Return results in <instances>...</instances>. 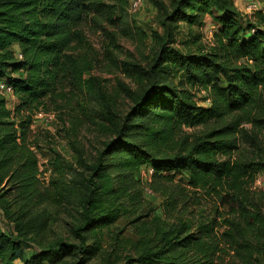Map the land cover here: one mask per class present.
<instances>
[{
  "label": "trees",
  "instance_id": "obj_1",
  "mask_svg": "<svg viewBox=\"0 0 264 264\" xmlns=\"http://www.w3.org/2000/svg\"><path fill=\"white\" fill-rule=\"evenodd\" d=\"M122 1L0 0V82L17 101L9 110L0 96V187L15 193L23 210L20 231L41 232L45 209L79 189L74 249L85 264L103 252V228L121 217L130 225L149 217L142 214L141 173L149 169L148 185L165 199L170 225L120 264H264V190L253 189L264 170V16L243 15L233 0H151L162 30L152 34L153 54L145 62L118 61L117 34L109 28L124 24ZM213 11L219 28L209 47L195 37V52L175 46L180 22ZM85 24L108 40L107 71L133 87L116 79L107 89L93 74L100 60L85 49ZM177 73L179 84L169 79ZM187 86L203 91L208 104L196 102ZM41 111L60 114L68 136L85 126L103 140L92 163L81 150L74 163L50 160L54 174L63 175L56 193L40 190L31 126ZM199 193L219 204L210 218L194 220L189 203ZM34 209L44 211L30 214ZM72 250L56 243L26 258L14 238L0 233V264H54Z\"/></svg>",
  "mask_w": 264,
  "mask_h": 264
},
{
  "label": "rangeland",
  "instance_id": "obj_2",
  "mask_svg": "<svg viewBox=\"0 0 264 264\" xmlns=\"http://www.w3.org/2000/svg\"><path fill=\"white\" fill-rule=\"evenodd\" d=\"M130 1L123 2V7L126 11L124 16V24H120L117 28H109L117 34V42L120 49L116 51V58L118 61L131 59L137 62H145L150 59L153 54L154 38L153 32L162 33L159 25L155 22L157 15L156 9L151 0H142V4L137 11L130 10ZM256 5V11L249 15L254 18L257 14L264 16V0H248ZM234 5L239 11H243L245 6L244 0H233ZM243 14V13H242ZM244 15V14H243ZM220 13L213 11L212 15H200L199 18L191 24L187 22H180L179 29L175 34V46L181 50L190 49L192 52L196 51L197 46L192 45V38H197L202 45L209 47L212 44L213 35L218 32ZM85 49L100 60V68L93 71L95 76L101 77L107 89L116 86V79L129 87H133L132 81L124 78L122 74L117 71L113 73L107 71L104 67L106 61L104 60V47L108 40L91 24L83 26ZM172 82L179 84L181 82V73L170 75ZM189 89L190 87L187 86ZM194 94L196 102L201 105H207V101L202 103L205 98L203 91H198L196 88H190ZM7 104L10 106L16 101L14 96H6ZM14 105L9 110H13ZM45 111H41L44 113ZM40 113V112H38ZM62 116L56 113L54 120L46 118L47 121H36L31 126V139L38 142V149H36L39 159V179L40 190L48 188L51 192L56 193L62 186L63 175L53 172V167L49 162L53 158L60 156L66 162H75L76 150L84 151L85 159L88 163H92L96 157L97 151L101 148V138H98L92 129L83 126L77 132V136H68V124L62 122ZM42 123V124H40ZM250 129V125H244ZM188 130V129H187ZM191 132V130H188ZM264 140V133L262 136ZM142 178L144 179L145 195L142 193L143 212L146 214L150 212L149 217L142 219L137 224L130 225L127 217H121L114 225L102 229L101 247L103 252L101 255L86 261L85 264H120L126 256H134L140 250L139 242L151 241L158 239L160 232L164 231L170 225L169 219L166 218L164 205L165 199L159 194L154 193L150 184L149 175L151 170L142 169ZM55 180L52 184L51 182ZM254 190H264V170L260 172L254 184ZM187 195L192 193L191 190L186 189ZM203 193H199L202 195ZM192 195V194H191ZM15 193L9 192L5 185L0 187V233L9 234L14 238L23 255L28 258L35 251L47 250L54 247L56 243H63L72 245L73 250L70 256L58 259L54 264H80L83 262L81 255H78L74 249L79 245V239L73 233L75 227H79L82 222L81 218V195L79 189L69 194L67 198L61 200L56 206H49L45 209H34L30 214L34 215L40 211H44V218L46 219L45 228L39 233H26L20 231L19 226L23 227V220L21 218L23 210L15 201ZM209 201H211L209 203ZM212 201L215 205L212 204ZM218 200L200 197L196 203H189V208L194 212L193 219L198 220L201 216L210 218L213 214L214 206H218ZM224 212L220 208L219 213ZM223 216L221 215V218ZM221 218L219 220L221 221ZM92 243L88 241L87 244ZM9 264H22L21 261L16 260ZM50 264V263H46Z\"/></svg>",
  "mask_w": 264,
  "mask_h": 264
},
{
  "label": "built area",
  "instance_id": "obj_3",
  "mask_svg": "<svg viewBox=\"0 0 264 264\" xmlns=\"http://www.w3.org/2000/svg\"><path fill=\"white\" fill-rule=\"evenodd\" d=\"M244 1H245V6L242 8L243 11L241 10V13H243L244 15L249 16V15L253 14L256 11V5H255V3L251 2V1H248V0H244ZM141 4H142V0H131L130 1V5H129L130 6V10H132L134 12L137 11L140 8ZM16 59L17 60H22V56L20 54H17L16 55ZM0 96H2L4 98L6 104H7L6 96H11V97L13 96L12 88L10 86H8L7 84H5L3 81L0 82ZM206 101H207L206 103L209 102L208 100H206ZM46 118L54 120V114H52V113H41V112L38 113L37 112L34 115V121L35 122L36 121L37 122L38 121L45 122V121H47ZM40 124H42V123H40ZM147 193L150 194L149 191H147Z\"/></svg>",
  "mask_w": 264,
  "mask_h": 264
},
{
  "label": "crops",
  "instance_id": "obj_4",
  "mask_svg": "<svg viewBox=\"0 0 264 264\" xmlns=\"http://www.w3.org/2000/svg\"><path fill=\"white\" fill-rule=\"evenodd\" d=\"M238 10H239V9H238ZM240 12H241V11H240ZM16 104H17V101H14L13 104H11L10 106H8V105H6V106H7V108L9 109V108H12L13 105L15 106Z\"/></svg>",
  "mask_w": 264,
  "mask_h": 264
}]
</instances>
